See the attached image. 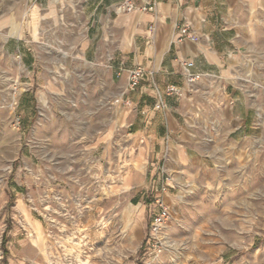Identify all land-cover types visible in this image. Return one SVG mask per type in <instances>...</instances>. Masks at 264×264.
<instances>
[{
  "label": "rangeland",
  "instance_id": "374dc122",
  "mask_svg": "<svg viewBox=\"0 0 264 264\" xmlns=\"http://www.w3.org/2000/svg\"><path fill=\"white\" fill-rule=\"evenodd\" d=\"M37 3L0 0V264H264V39L189 83L161 149L87 3Z\"/></svg>",
  "mask_w": 264,
  "mask_h": 264
},
{
  "label": "crops",
  "instance_id": "0c3cea01",
  "mask_svg": "<svg viewBox=\"0 0 264 264\" xmlns=\"http://www.w3.org/2000/svg\"><path fill=\"white\" fill-rule=\"evenodd\" d=\"M36 1L44 6L50 0ZM84 1L90 29L101 32L97 57L153 73L135 90L127 89L128 79L123 82V122L133 143L158 144L161 149L174 142L181 126L178 103L189 85L185 64L194 63L190 72L199 79L222 78L241 52L264 39V0H155L153 11L121 14L116 6L125 0ZM184 22L190 25L187 32ZM93 37L98 40V35ZM161 101L165 107L158 109ZM141 149L137 159L149 151L147 146ZM150 152L154 158L163 150ZM154 183H160V174Z\"/></svg>",
  "mask_w": 264,
  "mask_h": 264
},
{
  "label": "built area",
  "instance_id": "2783aa9c",
  "mask_svg": "<svg viewBox=\"0 0 264 264\" xmlns=\"http://www.w3.org/2000/svg\"><path fill=\"white\" fill-rule=\"evenodd\" d=\"M157 6V3L155 0H125L124 3L118 4L116 6V13L121 14L129 11H137V12H150L155 10ZM190 28V25L187 22H184L183 24V30L184 32H187ZM189 37V36H188ZM194 66L193 62H188L185 64V76L188 83H192L194 81H197L199 79L198 76L192 74L190 72V69ZM123 72H126L128 74V90H135L137 89L142 80L146 77H153L152 72H147L146 69H144L142 66H136L129 70H121L118 75L121 76ZM170 92L176 94L179 96V93L175 89H171ZM165 107V104L161 101L159 104H157L158 109H162Z\"/></svg>",
  "mask_w": 264,
  "mask_h": 264
},
{
  "label": "trees",
  "instance_id": "16d2710c",
  "mask_svg": "<svg viewBox=\"0 0 264 264\" xmlns=\"http://www.w3.org/2000/svg\"><path fill=\"white\" fill-rule=\"evenodd\" d=\"M4 245H5V242H4Z\"/></svg>",
  "mask_w": 264,
  "mask_h": 264
}]
</instances>
